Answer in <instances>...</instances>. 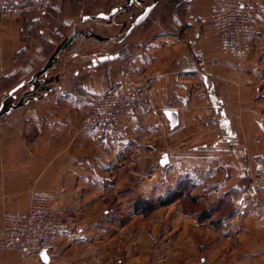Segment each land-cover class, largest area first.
Instances as JSON below:
<instances>
[{
  "label": "crops",
  "instance_id": "0c3cea01",
  "mask_svg": "<svg viewBox=\"0 0 264 264\" xmlns=\"http://www.w3.org/2000/svg\"><path fill=\"white\" fill-rule=\"evenodd\" d=\"M258 1V35L245 65L221 50L209 0H160L129 34L149 1L111 24L96 16L125 0H52L46 19L0 18L4 79L20 70L51 23H89L111 38L94 44L77 37L59 55L50 90L27 96L0 119V227L3 216L28 212L33 192L53 194L59 214L83 223L59 235L47 263L0 251V264H264V0ZM105 55L118 56L94 64ZM139 76L152 82L153 110L125 117L123 136L86 125L92 97ZM21 99L17 93L3 105L0 96V109ZM166 110L177 113L175 127ZM179 181L191 187L188 202L197 208L178 201L136 211L138 199L157 203Z\"/></svg>",
  "mask_w": 264,
  "mask_h": 264
},
{
  "label": "built area",
  "instance_id": "2783aa9c",
  "mask_svg": "<svg viewBox=\"0 0 264 264\" xmlns=\"http://www.w3.org/2000/svg\"><path fill=\"white\" fill-rule=\"evenodd\" d=\"M209 1L212 4L210 29L217 34L221 50L238 64L245 65L257 39L254 17L262 11L261 4L258 0ZM50 8L51 0H0V18L9 20L44 14ZM155 101V91L148 77L124 80L103 95L92 97L86 125L97 127L103 133L123 136V119L153 110ZM54 202L53 194L33 192L26 214L3 216L0 251H14L24 261L54 251L59 235L77 226L56 212Z\"/></svg>",
  "mask_w": 264,
  "mask_h": 264
},
{
  "label": "rangeland",
  "instance_id": "374dc122",
  "mask_svg": "<svg viewBox=\"0 0 264 264\" xmlns=\"http://www.w3.org/2000/svg\"><path fill=\"white\" fill-rule=\"evenodd\" d=\"M51 13H52V0H51V8H50V10H48L44 14H37V15L32 14L31 16H35L38 19L43 20V19L48 18L51 15ZM88 25H89V23H83L82 22L80 24V26L78 27L77 23H74V22H72V23H59L58 28H55V22H54V23H51L48 27L44 28V34L42 36L43 38L40 40V43H39V45H40L39 47L40 48L38 46L37 47L36 46H32L31 48H29L30 50H29V55L27 56V60L25 62H22V63L18 64L20 66V70L17 71L14 75L8 77L7 79H4L3 77H0V96H2V102L4 104H6V101H4L5 99H7V98H5L6 95H8L10 93V89H12L19 81H21V80L29 81L30 79H32V77L37 72H39L44 67V65L49 61L51 56L54 54L56 48L62 43L61 41H62V39L65 36L68 37V36L71 35V33L79 32V31L95 32V33H97L99 35L102 33V30H101L100 26L94 25L93 27H94L95 30L91 29L92 30L91 31L90 27ZM73 26H75V27H73ZM55 29H56V31H55ZM157 31H160V25L158 27L156 26V29L153 31V35L156 34ZM55 34H56V37H55ZM53 39L54 40L56 39V41H57L56 44L53 41ZM87 41L88 42L91 41V43H94V44L98 43V41L93 39V38H89V40H87ZM57 44H59V45H57ZM96 51H98V50H96ZM81 52L82 53H81L80 56L85 57V54H84L85 52L83 50ZM52 69L49 70L48 75L46 77H43V78L40 79L41 82H40V85H39V89L37 91L38 93L47 92V91H44L42 89V87L47 86V85L44 84L45 80L53 79V77L51 75ZM53 82L54 81H52L50 84L52 85ZM50 84H48V87H50ZM29 88H30V86H28V88L24 89L22 92L19 90V91H17L15 93V95L17 93L23 95L24 93H26L28 91ZM17 103H15V104H17ZM7 104L10 105L9 102H7ZM41 193H44V192H41ZM182 202H183L184 205H189L190 204L187 199L186 200H182ZM190 205L193 206L192 204H190ZM54 207H55V202H54ZM193 207H196V206H193ZM190 209H192V207ZM55 210H56V208H55ZM59 215L61 217H63L64 219H68L70 221L72 220V221H74L76 223L77 226L71 228L70 231L71 230L79 231L82 228V226H83L82 221H79V220L73 219V218H69V217H65V216H63L61 214H59ZM55 248H56V245H55Z\"/></svg>",
  "mask_w": 264,
  "mask_h": 264
},
{
  "label": "water",
  "instance_id": "95a60500",
  "mask_svg": "<svg viewBox=\"0 0 264 264\" xmlns=\"http://www.w3.org/2000/svg\"><path fill=\"white\" fill-rule=\"evenodd\" d=\"M147 1H149L150 4L147 5L144 8L143 13H141L135 19L134 23L131 25V27L127 31V34H129L130 32H132L135 28H137L140 24H142L150 16V14L155 9V7L158 5L160 0H125V2L122 5L114 7L110 11V13H108V14H104V13L98 14L96 16V19L105 21L107 24H111L113 22V18L115 16H117L119 13L128 11L129 8L132 7L133 5H143ZM79 36H85V37H88V38H93V39H95V40H97L99 42H106V41L111 40L110 37H105V36L99 35V34H97L95 32L79 31V32L71 33V35L68 36L65 40H63L62 43L56 48L54 54L51 56L49 61L44 65V67L39 72H37L32 77V79H30L29 81H25V82L21 83L16 88H14L12 91H10V93L8 95H6L5 98L11 97L17 91H19L21 88H23L25 86H30L28 91L22 95V99L17 104H11V105H9L6 108H3V106L1 107V109H0V119L3 116H5L7 113H9L10 111L16 110V109H19L20 107H22L23 104L26 102V97L27 96H31V95L35 94L38 91L39 85H40V82H41L40 79L43 78V77H46L48 75L49 70H51L55 66L59 55L63 51H66L70 47V45L73 43V41ZM117 56L118 55L101 56V57H99V58L94 60V64L97 65L98 63H102V62L113 60ZM52 81H53V79L45 80L44 84L47 85V86L42 87V89L44 91H49L50 88L48 87V84H50ZM166 113H167V116H168V118H169V120L171 122V125L173 127H175L177 125V123H178L177 113L174 112V111H166ZM41 259L43 260V262L47 263L49 261L48 254L47 253L42 254L41 255Z\"/></svg>",
  "mask_w": 264,
  "mask_h": 264
},
{
  "label": "trees",
  "instance_id": "16d2710c",
  "mask_svg": "<svg viewBox=\"0 0 264 264\" xmlns=\"http://www.w3.org/2000/svg\"><path fill=\"white\" fill-rule=\"evenodd\" d=\"M156 7H155V9H156ZM145 21L142 24H140L138 26V28L142 27V25L145 23ZM66 38H67V36H65L62 39V41L65 40ZM23 82H25V81H22V82L20 81V83H18V85H20ZM18 85H16L12 89H10V91H12ZM190 189H191V187L188 185V183L186 181H179L177 183V186L175 187V189L171 193H169L167 196L160 198L157 203H153V202H150V201L142 199V198L138 199L136 202V205H135L136 211L141 212V213H149L158 207L167 206V205L172 204V203L177 202V201H182V200H186V199L192 201L193 199L189 197Z\"/></svg>",
  "mask_w": 264,
  "mask_h": 264
}]
</instances>
